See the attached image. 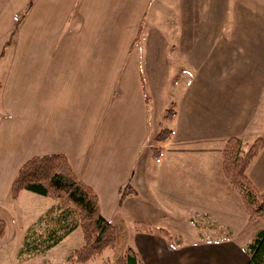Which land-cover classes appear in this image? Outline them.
Returning <instances> with one entry per match:
<instances>
[{
	"label": "crops",
	"instance_id": "1",
	"mask_svg": "<svg viewBox=\"0 0 264 264\" xmlns=\"http://www.w3.org/2000/svg\"><path fill=\"white\" fill-rule=\"evenodd\" d=\"M28 2L5 0L0 16V217L10 218L3 204L20 166L63 153L109 220L131 209L155 227L205 215L229 232L188 247L135 230L130 245L145 264H247L250 241L238 238L236 223L248 217L226 181L221 151L229 136L264 123V61L259 66L254 56L264 55L254 44L264 37V0H34L6 45ZM206 13L210 28L238 31L233 55L256 48L255 60L246 55L247 78L236 66L224 74L215 64L206 69ZM217 19L222 25L212 26ZM171 103L177 113L165 120ZM161 125L174 132L154 160ZM255 160L248 176L261 189L264 149ZM128 184L136 193L120 201Z\"/></svg>",
	"mask_w": 264,
	"mask_h": 264
},
{
	"label": "trees",
	"instance_id": "2",
	"mask_svg": "<svg viewBox=\"0 0 264 264\" xmlns=\"http://www.w3.org/2000/svg\"><path fill=\"white\" fill-rule=\"evenodd\" d=\"M33 3L34 0H29L18 15L6 45L13 42ZM176 113L175 103H171L165 109L163 118L171 120ZM161 127L154 136L151 147L154 160L162 157L164 143L171 139L174 132L169 127L163 125ZM245 145L239 136H229L221 151V168L232 189L240 196L248 220L264 219V189H259L248 176L249 166L264 149V138H256L247 148ZM26 190L51 198L55 203L26 230L19 254H44L80 228L83 233V244L69 255V264L88 263L102 257L108 250H112L116 256L112 262L106 264H145L132 245L119 252L125 239L122 225L102 214L98 194L80 178L65 154H39L27 159L13 180L11 199L17 200ZM119 192L121 201L126 195L135 194L136 190L128 184L121 187ZM199 222L198 219L195 220L197 225ZM6 227V221L0 217V239L5 236ZM135 230L157 232L172 246L181 245L183 242L180 235L173 236L168 229L155 227L149 221H136ZM246 252L249 255L247 264H264V228L260 229L247 244Z\"/></svg>",
	"mask_w": 264,
	"mask_h": 264
},
{
	"label": "rangeland",
	"instance_id": "3",
	"mask_svg": "<svg viewBox=\"0 0 264 264\" xmlns=\"http://www.w3.org/2000/svg\"><path fill=\"white\" fill-rule=\"evenodd\" d=\"M4 2L5 0H0V16L2 14V11L3 12L6 11L3 5ZM6 5H8V3ZM210 14L217 15V13H210ZM232 14L233 13L230 14L228 13L229 16L228 18L231 22H227V24L231 23V25H233L235 23ZM207 15L208 13H206V67H207L206 69H208V66H210V64L211 65L215 64L213 68L214 69L216 68L221 72L224 69L225 70L232 69L233 67L236 66L237 69L241 68L239 75L240 76L243 75V77L247 78L245 74H247L248 71L250 70V66H245L247 62L246 55L254 59V57L249 52L256 50V48L260 52L262 51L261 53L264 54V37H262V39L261 37H258L259 40L255 39L256 41L254 44L256 48L249 47L248 50L246 49L247 47L245 48L244 53L246 55L245 56L242 55L244 58L241 55H233L235 52L239 53L238 50L234 51V53L231 51V47L238 48L240 46V45H236L237 43L238 44L240 43L238 31L235 28H228V27H225L224 29H221L220 27L210 28L209 21L211 22V19H209ZM17 17L18 16L14 18V24L12 25V28L15 27ZM208 19L209 21H207ZM217 22L212 26H217L221 24V22L218 21V19ZM162 27H163L162 30L167 32V28L165 27V25ZM220 29L222 30L221 33L219 31ZM233 32L236 33L237 40H234V38L232 37ZM164 36L166 37V35ZM224 36H226V38ZM224 40L230 41V43L224 46L225 43L221 44V42H225ZM6 55H13V53H11L10 51V47L6 52ZM229 55H232V57H229ZM254 56L258 59L259 66H261V61L262 60L264 61V55H254ZM242 64L243 67H241ZM5 67H7V65L4 66V68H2V71L3 69H5ZM222 74L224 73L222 72ZM233 77H235L234 80L238 79V76H233ZM211 84H212L211 78L207 77L206 85H211ZM207 94L208 93H206V96ZM161 128L162 127H159V130ZM241 134L242 135L240 138L246 143L245 147L247 148L248 145L251 142H253L256 138L258 137L264 138V123L262 124L255 123L254 127L244 128ZM255 161L257 160H254V162ZM254 162L251 163V165L248 168V171H250L251 169L250 167L254 165L253 164ZM255 167H257V169L259 168V162H256ZM253 170L252 172H250L251 176H253ZM226 181L228 182L227 179ZM262 188H264V186ZM23 192L24 194L19 196L20 198L18 197L19 198L18 200H13L9 198L3 204L10 218L7 217V215H4L6 216V222L8 226L7 231L9 235H8V239L4 242V244L3 243L0 244V264H69L68 261L69 255L76 248L80 247L83 244V233L80 228L74 230L62 242H60L58 245H56L54 248H52L50 251H47L44 254H35V255L19 254L20 249L23 247V241L25 238L26 230L30 226H32L34 222L55 203L53 199L39 195L37 193L27 190ZM234 193L236 195L235 197H237V199L241 204L242 216L246 217L247 214L245 212L244 204L240 199V197L238 196V194L236 192ZM137 217H138V212L131 209L128 211V213L124 215L121 212L116 213V215L111 219V221L113 222L120 223L124 230L125 239H124V243L120 248L119 251L120 253L123 252L128 245H130V242L133 238V234L135 232L136 221H138ZM187 218L188 217L180 218L177 221L166 220L164 221V224L166 225L165 226L161 225V226L168 229L173 236L181 235L182 239L186 241V245L188 247L198 245L195 244L198 242H209V241L218 240L219 238L224 239L229 234L227 230H221V229L218 230L219 228H217V224H215L212 219L209 218L207 219L208 222H206L205 215H199L198 217H196V220L198 219L200 221L199 225L193 223L191 220H187ZM244 221L245 222H243L242 220L241 222L236 223V228L239 229L238 238H240L242 241H246V240L251 241L255 236V234L257 233V231L264 228V219L258 218L256 220L250 221L247 218ZM115 256L116 255L112 250H108L104 253L102 257H99L85 264H106L108 262H112L115 259Z\"/></svg>",
	"mask_w": 264,
	"mask_h": 264
}]
</instances>
